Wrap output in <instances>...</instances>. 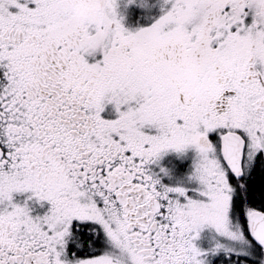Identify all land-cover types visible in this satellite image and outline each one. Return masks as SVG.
<instances>
[{"label": "snow or ice", "instance_id": "obj_1", "mask_svg": "<svg viewBox=\"0 0 264 264\" xmlns=\"http://www.w3.org/2000/svg\"><path fill=\"white\" fill-rule=\"evenodd\" d=\"M0 264H264V0H0Z\"/></svg>", "mask_w": 264, "mask_h": 264}]
</instances>
